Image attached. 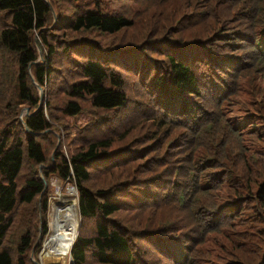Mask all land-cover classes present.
Segmentation results:
<instances>
[{
    "label": "trees",
    "instance_id": "1",
    "mask_svg": "<svg viewBox=\"0 0 264 264\" xmlns=\"http://www.w3.org/2000/svg\"><path fill=\"white\" fill-rule=\"evenodd\" d=\"M110 5L0 0V264H31L51 176L67 264H264V0Z\"/></svg>",
    "mask_w": 264,
    "mask_h": 264
},
{
    "label": "rangeland",
    "instance_id": "2",
    "mask_svg": "<svg viewBox=\"0 0 264 264\" xmlns=\"http://www.w3.org/2000/svg\"><path fill=\"white\" fill-rule=\"evenodd\" d=\"M72 1V0H70ZM111 0H101V5L102 9L104 11L111 12L112 7L110 5ZM155 14V13H154ZM153 14V15H154ZM70 121L74 122V130H79V128H82L83 125L86 124L87 118H85L84 115H78L73 118H69ZM57 133L59 134V140L57 138L55 139L54 147L59 143L60 145V150L63 152L64 155L66 154V149L65 147L61 144L63 142V136L62 132L60 129H57ZM101 131H91L90 129H87L85 134H86V139H89L91 137H97ZM74 135L82 137V132L79 133H74ZM52 139V137H50ZM80 144H77L76 147L78 148ZM118 147H114L112 149H117ZM54 149V148H53ZM49 182L54 187V196L49 198L48 201V209L45 214V219H46V227H47V233H45L44 237H41V235H38L37 242L40 241V246H38V249L33 255V249L30 254V259L33 263L35 264H47L46 263V258H42V254L44 253L43 251V242L45 240V249L47 246L50 244V242L59 243L58 248H59V253H58V258H57V264H67L68 263V250L66 252V248L68 246V242L73 240V237L75 236V229H76V224H77V216H76V210H75V203L72 202L73 197L76 199V192L74 189V185L71 183H61V181L55 177L51 176L49 178ZM59 184L61 188L63 187L62 191H66L62 193L59 189ZM67 187V188H66ZM72 187V188H71ZM66 188V189H65ZM40 201V198L38 197V203ZM74 201V199H73ZM77 201V200H76ZM76 206L78 207V204L76 202ZM26 212L25 210H21L18 215V221L24 222L27 224L26 221ZM78 215L79 211H78ZM80 224V217L78 218V225H77V230L79 228ZM17 228V227H16ZM15 228V229H16ZM40 228V226H39ZM62 230H64V234H62ZM31 231V230H30ZM33 234H37V229L35 231H32ZM14 237V234L12 235ZM40 236V237H39ZM54 240H57L54 241ZM68 243V244H67ZM72 243V242H70ZM66 252V256H65ZM49 263L54 264V258L50 256L49 258ZM31 262V264H33Z\"/></svg>",
    "mask_w": 264,
    "mask_h": 264
},
{
    "label": "bare ground",
    "instance_id": "3",
    "mask_svg": "<svg viewBox=\"0 0 264 264\" xmlns=\"http://www.w3.org/2000/svg\"><path fill=\"white\" fill-rule=\"evenodd\" d=\"M72 188V187H71ZM76 192V191H75ZM54 196V195H53ZM52 196V197H53ZM73 199H74V203H75V205H76V199L73 197ZM72 199V200H73ZM76 208H77V214H78V207L76 206ZM78 218H79V215H78ZM78 218H77V220H78ZM77 225H78V222H77ZM76 232H77V226H76ZM75 232V236H76V233ZM62 234H64V230H62ZM75 236L73 237V240L72 241H69L67 244L68 245H70V242H73L74 241V238H75ZM45 240H46V238H45ZM45 240H44V242H45ZM54 241H56L57 242V240H54ZM43 242V251H44V253L42 254V258L44 259V257L46 258V263L47 264H50L49 263V258H50V256H52L53 258H54V264H57V258H58V253H59V248H58V242L57 243H53V242H50V244L47 246V248L45 249V243ZM72 244V243H71ZM71 246V245H70ZM70 248V247H69ZM68 251H69V249H68ZM69 257V256H68ZM69 259V258H68Z\"/></svg>",
    "mask_w": 264,
    "mask_h": 264
},
{
    "label": "crops",
    "instance_id": "4",
    "mask_svg": "<svg viewBox=\"0 0 264 264\" xmlns=\"http://www.w3.org/2000/svg\"><path fill=\"white\" fill-rule=\"evenodd\" d=\"M72 202L74 203V201L72 200Z\"/></svg>",
    "mask_w": 264,
    "mask_h": 264
},
{
    "label": "water",
    "instance_id": "5",
    "mask_svg": "<svg viewBox=\"0 0 264 264\" xmlns=\"http://www.w3.org/2000/svg\"><path fill=\"white\" fill-rule=\"evenodd\" d=\"M40 95V94H39ZM41 96V95H40ZM77 233V232H76ZM40 237V236H39Z\"/></svg>",
    "mask_w": 264,
    "mask_h": 264
}]
</instances>
